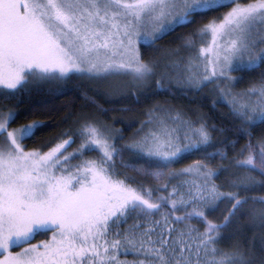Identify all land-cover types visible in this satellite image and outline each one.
<instances>
[{"label":"snow or ice","instance_id":"obj_1","mask_svg":"<svg viewBox=\"0 0 264 264\" xmlns=\"http://www.w3.org/2000/svg\"><path fill=\"white\" fill-rule=\"evenodd\" d=\"M181 28L192 31L176 48L146 57L142 41ZM236 71L259 77L236 92L245 83ZM73 80L135 102L166 83L211 85L236 136L165 102L123 147L113 126L81 113L54 146L28 149L45 125L13 127L26 113L10 102L33 85L60 92ZM257 126L264 0H0V264H264V195H250L264 192Z\"/></svg>","mask_w":264,"mask_h":264},{"label":"trees","instance_id":"obj_2","mask_svg":"<svg viewBox=\"0 0 264 264\" xmlns=\"http://www.w3.org/2000/svg\"><path fill=\"white\" fill-rule=\"evenodd\" d=\"M220 14L219 12L211 13L209 18L212 15ZM191 31V28H181L175 32L163 34L156 41V45L162 49H174L180 43L177 37L185 36ZM141 47L142 50L145 48L143 45ZM236 75L238 78L243 76L245 80L244 84L239 85L235 89L236 92H239L247 87L249 81L257 80L259 72L257 71L252 75H248L244 72L236 71ZM152 87L155 88V82H153ZM167 87L166 83L165 89L159 90L158 94L150 92L147 100L142 95L141 100L135 102V98L130 94L125 96L119 92L111 97H106L103 87L87 81L73 80L66 87L62 88L60 92L55 91L53 86L36 84L31 86L29 90L21 93L17 100L11 101L9 106L18 104V111L22 114L26 113L13 127L32 121L42 122L45 125L44 130L33 141L26 142L28 149L41 147L48 141L52 142L49 144V147L54 146L55 142H58L57 138L60 133L68 132L72 128L76 117L81 113L94 114L101 122L113 126V129L121 134L117 137V145L123 147L126 143L130 142L133 135L139 130L141 122L147 119V110L157 103L163 104L165 102L190 111V113L196 112L205 116L210 125L214 124L218 129L223 128L225 130V137L229 141L235 138V132L227 131L232 126L230 117H228V107L224 104H213L214 97L210 95L211 85L202 92L195 89L166 91ZM173 87L175 88V86ZM252 136L254 142L261 136H264V127H255L252 130ZM214 138L223 139V137L216 136ZM247 142V137H245L239 141L234 150L228 149L229 159ZM76 147H78V143L72 145L68 151L71 152ZM44 150L47 151L48 148L45 147ZM194 159L195 157L185 160L181 164L176 165V168H183L193 163ZM219 163L220 161L217 159V164ZM226 163L227 161H225ZM128 174L134 175L131 172ZM227 175L222 176L218 183L223 182L227 178ZM250 195H264V192H253ZM220 207L222 212L225 206L221 205ZM220 214L218 212L216 215L220 216ZM246 235L251 240L254 233L249 231ZM221 247H226V245H221ZM120 258L131 261L133 255H121Z\"/></svg>","mask_w":264,"mask_h":264},{"label":"rangeland","instance_id":"obj_3","mask_svg":"<svg viewBox=\"0 0 264 264\" xmlns=\"http://www.w3.org/2000/svg\"><path fill=\"white\" fill-rule=\"evenodd\" d=\"M157 43L155 42V44L153 45H148L146 43H144L143 41L141 42V45L145 46V48L143 50H146V57L147 56H156V57H159L161 55V52L164 51V50H167V48H160V47H157L158 45H156ZM154 49H159L161 51H154ZM238 72H241V71H238ZM233 76L237 77L238 76L236 75V72H233L232 73ZM154 82V81H153ZM175 86V85H173ZM38 241H33V243H37Z\"/></svg>","mask_w":264,"mask_h":264}]
</instances>
